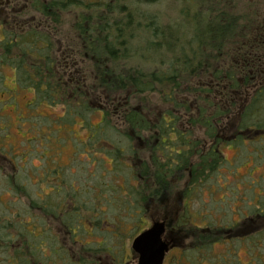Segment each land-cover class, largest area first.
<instances>
[{
	"label": "flooded vegetation",
	"instance_id": "flooded-vegetation-1",
	"mask_svg": "<svg viewBox=\"0 0 264 264\" xmlns=\"http://www.w3.org/2000/svg\"><path fill=\"white\" fill-rule=\"evenodd\" d=\"M14 1L0 3V7L7 8L9 12L8 15L5 14L6 20H4L8 21L9 25L2 21L0 32L4 31L3 27H9L10 30H15L11 31L12 33L17 32L22 37L27 29H47L51 33L52 40L56 41L53 34H57L54 29L57 25L46 23L39 13L35 15L37 17L30 14L32 9L30 5L27 6V0L25 13L23 9L21 14L19 8H14ZM4 41L6 40L3 36L1 44ZM66 44L70 49L72 48L70 44ZM0 52V56L3 55L2 49ZM262 58L264 59V55H259L255 72L248 73L253 79L264 80ZM13 70L17 76L16 70ZM125 105L129 107V104L118 103L113 106V111L118 116L117 127L122 129L131 126L132 135L130 138L127 137L128 143L138 144L134 151L138 164L130 167L132 173L129 181L132 183L127 184L125 175H121L117 168L110 169L114 170L111 176L108 174L109 171H99V167H102V165L98 166L100 156H109L108 151H112L104 146L108 141L100 135L105 131L102 129L105 121L93 128L100 131L96 137L91 134L87 140L73 143L74 152L76 144L80 143L98 158L91 165L93 171H84L83 168L75 169L76 171L74 168L73 171H46L40 177L36 176L33 182H39V187L30 183L27 174L21 171L14 160L6 159L0 152V162L6 165L5 193L11 194L14 198L13 191L17 193L18 188L23 190L25 184H22V181L28 180L31 187L33 186L35 196L30 207L32 212L28 214L20 208L13 213V207L4 203L3 214L6 215L0 216V254L3 256L1 264H139L140 253L135 247V242L155 226L163 230L160 240L167 247L163 264H167L169 256H172V261H176V264H189L186 251L200 248L197 239L199 230H202L195 225L197 222L193 218L194 213L191 215L189 212L190 203L200 197L204 179L200 176L201 171H194L192 165L185 167L182 155L190 152L191 140L195 142L200 139L184 137L188 141L186 145L180 142L183 137H164L159 144L157 132L153 127L157 121L149 118L150 112L146 113L147 129L142 133L139 131V134L138 130L132 129L133 127L140 129L139 122L121 119V107ZM131 110L140 111V107L133 106ZM240 112L242 113V110ZM119 132L126 131L119 130ZM244 136L253 142H257L256 139L264 140V124L259 128L244 131L242 137ZM234 138L235 136H232L228 139ZM171 140L175 141L174 144H171L173 143ZM20 143L27 145L23 148L25 152L33 151L32 139ZM120 143L122 144V141ZM193 148L196 152L194 146ZM155 149L159 151L158 156L161 161L165 162L162 170L156 167L155 153L158 151L156 152ZM114 150L118 154L123 153L121 146L114 147ZM261 150V152L256 150L255 159H264V147ZM62 152L61 149L60 155ZM172 153H177L179 157L172 158ZM69 166L61 165L64 169H69ZM214 172L213 183L217 179ZM253 173L257 172L252 171L250 176H253ZM226 175L233 176L232 181L237 180L234 184V189L238 192L235 195V198L237 197L235 202H240L238 208L240 212L235 213L232 210L234 214L231 220L227 221V227L224 229H219L217 226L215 230L208 231L213 233V246L222 241L229 247L221 254L234 252L238 257L236 244L239 243L243 247L242 250H247L246 254L249 256L247 264H264V174L259 180H255L258 187L253 189V198H256L254 202L257 203L249 200L252 191L248 194V190L244 188L243 178L247 175L237 178L239 171ZM210 180L212 181L211 178ZM228 180L230 179L227 178L226 182ZM220 185L228 188L229 184ZM230 197L234 198V194L231 193ZM16 200L19 201V198ZM245 203H248L247 207ZM249 207L254 210L249 211ZM225 214L227 215L226 212L221 215L222 218L213 215V221L218 219L222 222ZM235 214H238L236 220ZM188 223L193 225L194 229L187 234L191 229ZM250 243L253 245L252 253H249ZM176 250L178 254L173 255Z\"/></svg>",
	"mask_w": 264,
	"mask_h": 264
},
{
	"label": "rangeland",
	"instance_id": "rangeland-1",
	"mask_svg": "<svg viewBox=\"0 0 264 264\" xmlns=\"http://www.w3.org/2000/svg\"><path fill=\"white\" fill-rule=\"evenodd\" d=\"M7 1L8 0H0V3L5 4ZM14 3V8H19L21 14L24 9L25 13L26 0H15ZM221 3L226 10L231 12L230 14L234 13L242 16V27L238 32L241 40L237 46L234 45L231 48L227 55L225 50L224 53H222V55H224L223 58L213 59V62L216 61L219 63L220 59L226 62L237 61L239 56L234 49L239 46L252 45V43L259 44L258 42L262 43L264 40V0H221ZM182 6L181 0H161L159 3L150 5L142 4L140 7L143 17H147V15L155 17L154 25L161 23L162 14L165 16H163V23H165L166 26L171 24L170 21L173 22L172 25L175 26L174 29L178 30L171 33V37L175 38L178 32L183 33L187 30V23L184 19L177 22L176 15ZM7 10V8L2 9V7H0V23L3 21L9 25L8 21H4L6 20L5 14H9ZM86 11L87 10L83 9H72L71 12L65 13L60 24H57L58 26L54 28L57 32V34H53L56 41H52L54 45L53 50L56 52L54 56L57 60H61L57 62L58 66H56V68L58 70H56L55 73L59 71L57 78L62 85L65 81L73 78L69 83L71 88L69 91L66 90L69 96H60V103L57 105L50 104L48 101L50 97L49 94H42V92L39 97L33 88L26 86L25 82L21 85L17 80L14 70L9 66L6 65L4 68H0V147L2 148L0 152L5 155L6 159L15 161L21 171L27 174L30 183L34 182L36 176L40 177L46 171H73L72 168H74V171L78 168H83L84 171H93L91 165L94 161H97L98 158L92 155L91 152L80 143L87 140L91 134L96 137L100 131H96V129L93 128H96L105 120L107 121V126H105V131L102 133V136L106 138L108 144L102 143H104V146L106 145L111 149L112 153H110L109 156H100L98 166L102 165V167H99V171H109L108 174L111 176L114 170L110 169L113 167L114 169L117 168L121 172V175H125L127 180L126 183H132L129 181V176L132 173L130 167H134L138 164L136 160L137 157L134 154L135 146L138 144L133 142L128 143V134L126 132H119V130L127 131V129H120L116 125L118 116L113 111V106H115L116 103L111 101L115 95L107 92L109 90L101 87V85H99V80H97L99 74L96 69L100 64V60L98 59L95 61L93 55L85 48L86 41L76 40L73 32L80 15ZM15 13L17 14L18 10ZM30 14L35 16L38 13L31 10ZM92 17L93 16H89L88 14L85 15V18L80 17L81 24L87 29L92 27L95 24V22H91ZM148 22L150 23L151 21ZM143 23L145 24L146 21ZM4 29L7 31H15L10 30L9 27H3V30ZM43 32L46 33L47 31L44 30ZM2 35L1 32L0 40H2ZM147 37L150 43V36L146 35L145 39H147ZM65 40L67 42H65ZM66 43L70 44L72 48L70 49ZM82 47L84 48L82 49ZM261 47L264 48V44H262ZM259 52V55H264V49H259ZM147 53L151 59L154 57H161L163 60H167L165 51L158 52L152 49L150 44ZM257 55L258 54H256V56ZM263 60L261 61L263 62ZM129 66L128 63V67ZM245 72V76L241 75L239 77V73L237 74V81L240 84V89H230L231 86L229 87L228 84H231L227 82L224 87L222 86L223 90L220 89L219 91L222 97L224 96L228 99L223 101L222 99L215 98L214 100L215 104L220 107V110L224 113L226 112L225 116L221 114V117L217 118L215 121L217 139L213 140L210 138L207 130L203 127L198 128V132L194 129L195 138L207 141L208 143L205 144L204 148L208 149V151L211 149H218V155H220L223 162L222 167L214 172L217 176L214 183L212 176L210 177L212 181L210 180V183H205L204 185H207L206 187H202L200 197H197L196 200L190 203L191 209L189 212L191 215L194 213L193 218L197 222L195 223L197 227H208V229L215 230L218 226L219 229H224L227 227V221H229V219L231 220L234 212H240V209H238L240 207V202H235L237 199L235 195H237L238 192L237 189H234V184L237 180L235 179V181H232L234 177L226 175L227 173L239 171L237 178H240L242 175H247L246 178H243V180H245L244 188L248 190V194L252 191L249 200L253 203H257L254 202L256 198H253V189L258 187L255 180H259L262 174H264V159H255V157H257L255 154L257 149L259 152L262 151L261 148L264 147V140L256 139L255 141L257 142H253L249 140V138H246V136L242 137L238 132L241 120V118L239 120L238 118L241 112L230 114V110L237 111L240 108L241 111L245 109V107L254 100L253 97H255V93L257 94V91L264 87V80H262L258 86L257 82L259 80L257 78H251L252 86L247 85L245 81L249 78L248 73L251 72V69L247 68ZM226 74L227 72L224 70L222 75ZM203 80L207 84L210 82L209 79ZM52 92L53 91L49 93ZM183 94V99H185L183 101L195 105V102L192 101L195 99V96H192L193 94L187 93L186 90ZM210 95L209 99L213 102V96L212 94ZM122 99L123 96L119 97L118 102ZM258 99L259 102H256L257 107H255V110L251 114L250 125L253 124L258 126V124H264V93H262ZM58 100L59 99L55 100V102ZM135 104L133 103L132 105L135 106ZM198 105H200V103L197 104L195 109L200 110V106ZM233 105L235 106L231 108ZM99 107L104 109V112L100 111ZM68 110L72 113L69 114L70 111ZM236 113H239L237 114L238 116ZM257 126H252L250 128H257ZM130 135H132V133ZM232 136H235V138L231 140L228 139ZM23 138L26 141L30 139L34 141L32 152H25V149H23L27 146L24 143H20L21 141H25ZM121 141L122 144L120 143ZM76 142L80 143L76 144L74 152L73 143L75 144ZM117 146L122 147L123 153L115 154L114 147ZM61 149L63 152L60 155ZM192 160L195 161V158H192ZM81 161H83V163H80ZM61 165L66 167L69 165L71 166H69V169H64ZM5 168L6 165L0 162V216L6 215L3 214L4 203L13 207V213L19 208L22 210L24 209L27 214L32 212L30 207L32 206V199L35 198L33 186L31 187L28 180H21L22 184H25V188H23L25 191L21 188H18L17 193L13 191L15 195L14 198L11 194L5 193L7 191V187H5L6 177L4 176ZM106 168L109 169L107 170ZM99 171L98 174H100ZM252 171L257 173H253V176H250ZM8 172L13 173L12 171ZM226 177L230 179L227 182ZM226 183L229 184L228 188L220 185H225ZM38 184L39 182L33 183V185L39 187ZM230 190H232V192H230ZM231 193L234 194L235 199L230 197ZM225 196L228 197L226 198ZM16 198H19V201H17ZM249 200L248 202L250 203ZM233 203L235 204L234 207ZM245 204L247 207L248 203ZM249 208L251 212L254 210V208ZM225 212L227 215L225 214L226 216L222 222H219L218 219L213 221V215L221 217ZM237 216L238 214H235V220ZM187 225L191 228L188 230V234L192 232L194 228L193 225L189 223ZM213 240V233H209L207 230H199L197 242H199L200 248L186 251L189 264L193 262L194 264L248 263L249 256L246 254L247 250H242L243 247L239 243L236 244L238 248H236L238 250L237 257L234 252L221 254L227 250L229 245L220 241L219 244H215L216 246L214 247ZM248 247L249 253H252L251 249L253 245L250 243ZM175 254H178L177 250L173 252V255ZM2 259L3 256L0 254V264L2 263ZM172 260V256H169L167 264H176V261Z\"/></svg>",
	"mask_w": 264,
	"mask_h": 264
},
{
	"label": "trees",
	"instance_id": "trees-1",
	"mask_svg": "<svg viewBox=\"0 0 264 264\" xmlns=\"http://www.w3.org/2000/svg\"><path fill=\"white\" fill-rule=\"evenodd\" d=\"M160 1L27 0V6L30 5L32 10L39 13L45 22L52 26L60 24L65 13L71 12L72 9L87 10L80 15L81 18H85L86 14L93 16L91 22L95 24L88 29L81 24L79 17L73 29L75 39L85 40V48L93 55L95 61L100 60L96 69L99 74L97 77L99 85L115 95L112 102L129 104V107L128 105L121 107L120 116L122 120L139 122L140 129L132 128L138 130L137 133L147 129L146 113L150 112L149 118L158 122H155L153 127L157 132L159 144L164 137H183L180 142L187 145L188 141L184 137L194 139L195 130L198 132L200 127L205 128L208 136L215 140L217 139L215 121L221 114L225 116L226 112L221 111L214 100L228 99L222 97L219 91L227 82L231 84H228L231 86L230 89H240L238 73L239 77L245 76L247 68L255 72L259 61V49H264L261 47L264 40L262 43L258 42L259 44L252 43L234 49L239 56L237 61L226 62L220 59L219 63L213 62V59L223 58L222 53L225 50L227 55L234 45L239 44L241 39L238 32L242 27V16L230 14L221 0H181L183 6L176 17L177 22L182 19L186 21L187 30L183 33L178 32L177 36L172 38L171 33L178 30L174 29L171 21L167 26L163 23V14L161 23L155 25L154 16L142 15L140 7L142 4L150 5ZM43 31L40 28L27 29L25 35L21 37L17 32L12 33L4 29L2 39L4 36L6 41L1 44L0 40V50L4 52V56H0V68L7 65L15 69L21 85L25 82L26 86L33 88L39 97L42 92L49 94L50 104L57 105L60 103V96H69L66 90L69 91L71 88L69 83L73 78L65 81L63 85L58 80L59 71L57 74L55 71L58 70L57 62L61 60L54 56L56 52L53 50L50 31L47 29L46 33ZM146 35L150 36V43L148 37L145 39ZM149 44L158 52L165 51L167 60L161 57L151 59L147 53ZM224 70L227 72L226 75H222ZM248 76L245 82L251 85L253 77ZM203 79H209L210 82L207 84ZM261 81L257 82L258 86ZM185 90L195 96L192 100L195 105L183 101ZM51 91L53 92L49 93ZM262 93L264 87L255 93L252 103L242 110L238 128L241 135L250 127L257 126L250 125L251 114L257 107L256 102H259L258 98ZM210 94L213 96V102L209 99ZM121 96L123 99L118 102ZM57 99L59 100L55 102ZM133 103L140 107V111L131 110ZM198 103L200 110L195 109ZM99 110L104 112L100 107ZM239 111L240 108L237 111L230 110V114ZM71 113L70 111L69 114ZM105 126L106 120L102 124V129L105 130ZM259 127L258 124L257 128ZM124 128L127 129L126 133L130 138L131 126ZM172 142L171 144H174L175 141ZM191 142L190 152L185 151L182 158L186 168L192 165L194 171H201L200 176L204 179L202 187H205V183H210L213 171H218L223 162L218 155V149L208 151L204 148L207 141L200 139ZM110 153L112 151H108V154ZM172 154L174 159L179 157L177 153ZM158 155L159 151L155 153L156 167L162 170L165 162H162ZM192 158H195L194 162Z\"/></svg>",
	"mask_w": 264,
	"mask_h": 264
},
{
	"label": "water",
	"instance_id": "water-1",
	"mask_svg": "<svg viewBox=\"0 0 264 264\" xmlns=\"http://www.w3.org/2000/svg\"><path fill=\"white\" fill-rule=\"evenodd\" d=\"M162 232L155 226L136 240L135 247L140 253L139 264H163L167 247L161 243Z\"/></svg>",
	"mask_w": 264,
	"mask_h": 264
}]
</instances>
